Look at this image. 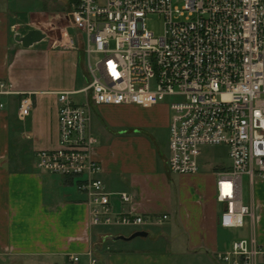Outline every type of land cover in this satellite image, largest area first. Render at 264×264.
<instances>
[{
  "label": "crops",
  "instance_id": "obj_1",
  "mask_svg": "<svg viewBox=\"0 0 264 264\" xmlns=\"http://www.w3.org/2000/svg\"><path fill=\"white\" fill-rule=\"evenodd\" d=\"M15 1L21 4L16 10ZM24 1L0 0V84L13 86V94H0V264H91V257L97 264H220L215 253L228 251L238 239L254 237L264 247V179L248 182L243 198L255 218L241 230L222 228L217 178L191 193L188 179L201 176L169 170L170 146L166 149L155 135L159 129L170 131L171 113L163 104L149 109L91 105V119L93 112L111 110H126L131 117L112 125L92 119L89 130L97 139L92 157L103 169L98 177L115 212L167 215L168 221L145 228L149 236L132 241L105 238H129L138 230L91 227L87 196L78 188L85 178L43 173L36 166L38 151L60 146L59 93L86 88L81 77L89 84L83 43L72 27L69 1L67 14L47 7L31 11ZM62 15L67 28L58 23ZM35 29L45 35L41 42L25 48L16 40ZM25 95L33 107L22 117ZM121 194L131 202L124 203ZM158 227L165 230L151 237ZM159 243L162 247L155 248ZM256 264H264V254Z\"/></svg>",
  "mask_w": 264,
  "mask_h": 264
},
{
  "label": "built area",
  "instance_id": "obj_2",
  "mask_svg": "<svg viewBox=\"0 0 264 264\" xmlns=\"http://www.w3.org/2000/svg\"><path fill=\"white\" fill-rule=\"evenodd\" d=\"M69 6L89 84L59 93L60 146L38 151L37 169L85 178L78 188L87 196L93 228L164 225L167 215L115 212L98 177L102 166L92 157L97 139L89 130L90 107L149 109L172 98L170 172L196 175L203 148L226 147L231 167L216 173L220 226L244 229L255 215L244 203L243 179L252 185L264 179V0H69ZM149 15L163 17L161 37L146 28ZM93 55L100 57L94 65ZM0 94H13V86L1 83ZM80 94L86 105L73 100ZM32 107L31 97L23 96L21 116ZM121 199L131 202L128 194ZM262 254L264 247L248 237L214 256L220 264H256ZM91 264H97L93 257Z\"/></svg>",
  "mask_w": 264,
  "mask_h": 264
},
{
  "label": "rangeland",
  "instance_id": "obj_3",
  "mask_svg": "<svg viewBox=\"0 0 264 264\" xmlns=\"http://www.w3.org/2000/svg\"><path fill=\"white\" fill-rule=\"evenodd\" d=\"M26 1V2H25ZM24 7L31 11H36L39 9H43L44 7L49 8L52 12L60 13V14H67L66 5L69 0H25ZM21 4L19 1L14 2V8L15 10L20 8ZM61 27L67 28L68 22L65 19L64 15L61 16V19H59V22ZM146 28L155 34L156 37H161L163 35L164 30V19L160 15H149L145 19ZM100 57L98 55L92 56V63L93 65L97 62V60ZM80 85L81 87H85L88 85V80L85 78H80ZM73 100L75 103L79 105H86V94H81L78 96H74ZM174 100L172 98H167L162 104L169 108V105L173 103ZM170 110V108H169ZM130 114L126 110H111L108 112L105 111H96L92 113V119L94 123L97 124H124L126 121L130 120ZM112 123V124H111ZM110 130H116V128H109ZM155 135L163 141L164 147H166L169 144L170 140V131L165 129H159L155 132ZM231 166V160L229 157V151L226 147L220 146V147H205L202 150V155L200 158V171L198 175L201 176V179H197L194 181L193 179H188V182L186 183L187 186H190L191 193H196L200 191V189H205L209 186V184L212 182V179L217 178L215 177V174L221 170H228ZM217 182V180H216ZM249 179L247 176L243 179V197L246 199L248 196V185ZM182 183H177V185H181ZM217 190V188H216ZM216 197H217V191H216ZM219 211H222V207L220 206ZM112 232H118L116 229H108ZM164 227H158L157 229H153L151 231V237L164 231ZM123 233H129L130 230L127 229H121L120 230ZM162 245L159 243L155 248H161Z\"/></svg>",
  "mask_w": 264,
  "mask_h": 264
},
{
  "label": "water",
  "instance_id": "obj_4",
  "mask_svg": "<svg viewBox=\"0 0 264 264\" xmlns=\"http://www.w3.org/2000/svg\"><path fill=\"white\" fill-rule=\"evenodd\" d=\"M44 39H45V35L40 30H37V29L29 31L24 36L18 35L16 37V40L19 43H21L23 45V47H25V48H30L33 45L41 42ZM148 236H149L148 232H146V231H138V232H135L129 238L124 237V236H117V237L108 236L105 239H109V240H112L114 242L120 241V240H122V241H132V240H134L136 238H147Z\"/></svg>",
  "mask_w": 264,
  "mask_h": 264
}]
</instances>
